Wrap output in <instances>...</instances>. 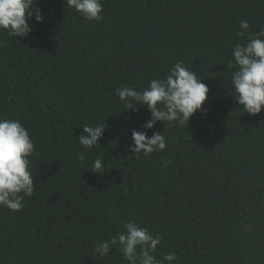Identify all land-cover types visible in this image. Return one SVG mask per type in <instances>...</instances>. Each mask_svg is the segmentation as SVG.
I'll use <instances>...</instances> for the list:
<instances>
[{"label": "trees", "instance_id": "16d2710c", "mask_svg": "<svg viewBox=\"0 0 264 264\" xmlns=\"http://www.w3.org/2000/svg\"><path fill=\"white\" fill-rule=\"evenodd\" d=\"M101 2L96 22L65 0H39L28 37L0 31V118L21 120L35 144L33 195L19 212L0 207V264H128L93 245L130 220L162 235L157 260L264 264V109L242 114L228 68L240 21L264 28V0ZM177 61L208 86L206 113L185 127L157 122L148 135L160 131L167 149L136 159L131 131L150 112L123 110L114 89H143ZM101 123L82 163L77 135ZM97 157L102 175L90 170Z\"/></svg>", "mask_w": 264, "mask_h": 264}, {"label": "clouds", "instance_id": "9594fccd", "mask_svg": "<svg viewBox=\"0 0 264 264\" xmlns=\"http://www.w3.org/2000/svg\"><path fill=\"white\" fill-rule=\"evenodd\" d=\"M65 4L83 20L100 22L104 18L101 0H65ZM42 19L39 0H0V31L10 37H28L32 31L29 21L41 22ZM249 29V22L241 20L237 36L244 42L231 47L229 94L234 104L242 108V114L257 115L264 109V28L259 32ZM203 80L183 61H177L166 76L150 79L143 89L127 84L114 89L123 110L135 112L137 106H143L150 112V118L141 125L144 131H131V143L127 148L136 159L167 149V137L160 131L148 135V130L157 122L185 127L196 112L206 113L203 106L209 88ZM105 127V123L82 126L83 131L77 135L82 148L78 158L82 163L86 159L85 151L100 145ZM34 153V141L21 120L0 118V207L19 212L24 208L25 197L33 195L35 183L30 158ZM103 161L95 158L90 170L101 175L105 173ZM169 163L167 159L162 160L161 166L167 167ZM123 229L107 240L94 243V253L107 258L115 247L128 264H171L177 260L175 252L165 253L160 260L153 255L163 238L160 233L154 234L132 220L125 221ZM248 230L251 231V227Z\"/></svg>", "mask_w": 264, "mask_h": 264}]
</instances>
